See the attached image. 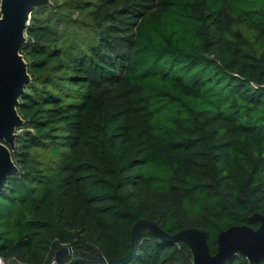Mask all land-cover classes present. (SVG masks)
Listing matches in <instances>:
<instances>
[{
    "label": "trees",
    "instance_id": "obj_1",
    "mask_svg": "<svg viewBox=\"0 0 264 264\" xmlns=\"http://www.w3.org/2000/svg\"><path fill=\"white\" fill-rule=\"evenodd\" d=\"M19 53L21 122L0 140L17 169L0 188L4 261L49 264L65 245L120 257L139 218L197 226L211 253L220 230L258 226L264 0H44ZM64 261L193 264L187 244L146 229L122 263Z\"/></svg>",
    "mask_w": 264,
    "mask_h": 264
},
{
    "label": "water",
    "instance_id": "obj_2",
    "mask_svg": "<svg viewBox=\"0 0 264 264\" xmlns=\"http://www.w3.org/2000/svg\"><path fill=\"white\" fill-rule=\"evenodd\" d=\"M41 0H1L0 2V140L13 144L15 128L21 122L17 113L18 96L29 80L26 62L19 53L24 40V31L33 8ZM8 146L0 141V188L6 177L16 171ZM251 218L259 224L253 228L247 224H233L218 232L217 250L209 251L205 231L197 226H186L169 233L157 223L137 219L131 227L129 250L120 257L106 258L100 252H88L65 245L57 248L54 257L57 264H64V256L77 251L81 255L109 263H122L129 260L135 252L140 232L146 229L155 236L170 241H182L192 253L193 264H224L235 252H239L252 263L264 259V214L254 211ZM1 264V260H0Z\"/></svg>",
    "mask_w": 264,
    "mask_h": 264
},
{
    "label": "rangeland",
    "instance_id": "obj_3",
    "mask_svg": "<svg viewBox=\"0 0 264 264\" xmlns=\"http://www.w3.org/2000/svg\"><path fill=\"white\" fill-rule=\"evenodd\" d=\"M44 0H41V2ZM111 93L116 97V98H122L121 94H120V90L117 87V85H114L113 88L111 89Z\"/></svg>",
    "mask_w": 264,
    "mask_h": 264
},
{
    "label": "built area",
    "instance_id": "obj_4",
    "mask_svg": "<svg viewBox=\"0 0 264 264\" xmlns=\"http://www.w3.org/2000/svg\"><path fill=\"white\" fill-rule=\"evenodd\" d=\"M262 155H263V159H264V150H263ZM0 260H1V264H11V263L8 262V261H4L2 258H0ZM49 264H57V261H56L55 257H53V258L50 260ZM64 264H66L65 261H64Z\"/></svg>",
    "mask_w": 264,
    "mask_h": 264
}]
</instances>
